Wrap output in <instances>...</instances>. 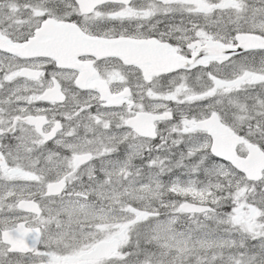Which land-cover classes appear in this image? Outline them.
Wrapping results in <instances>:
<instances>
[{
	"label": "snow or ice",
	"instance_id": "1",
	"mask_svg": "<svg viewBox=\"0 0 264 264\" xmlns=\"http://www.w3.org/2000/svg\"><path fill=\"white\" fill-rule=\"evenodd\" d=\"M0 264H264V0H0Z\"/></svg>",
	"mask_w": 264,
	"mask_h": 264
}]
</instances>
